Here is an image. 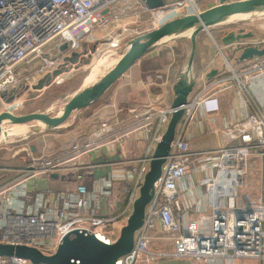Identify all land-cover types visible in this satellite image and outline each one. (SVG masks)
Wrapping results in <instances>:
<instances>
[{"label":"built area","instance_id":"2783aa9c","mask_svg":"<svg viewBox=\"0 0 264 264\" xmlns=\"http://www.w3.org/2000/svg\"><path fill=\"white\" fill-rule=\"evenodd\" d=\"M121 1L0 0V100L14 95L22 80L31 85L44 74L62 68L64 56L60 46L64 43L68 44L65 50L72 52L85 38L96 40L95 29L107 35L109 25L120 18L115 6ZM188 5V13L201 11L195 4ZM180 8L185 6L181 3ZM56 41L58 48L52 47ZM118 44L111 42L113 46ZM34 61L36 69L25 68L28 71L22 74L20 67ZM227 64L230 74L219 86L211 90L203 86L192 99L188 98L162 175L155 183V194L147 206L144 224L136 233L133 249L119 260L122 264H159L161 259L171 256L192 258L204 264H235L240 259H254L264 264V194L256 196L247 189L250 162L257 158L264 162V101L255 106L256 112L225 123L222 132L231 139L239 138L240 143L210 150L191 149L192 129L201 121L200 112L207 115L216 111L218 94L232 83L246 90L264 74V55L236 68L228 60ZM172 110V107L156 110L149 106L134 112L135 129L151 133V142L140 164L124 170L116 166L125 161H112L109 156L94 162L78 160L89 152H95L99 158L103 149L110 153L118 150V144L128 132L112 137L106 148L95 139L115 130L108 122L102 123L93 138L75 141L72 153L63 159L37 158L28 147L27 155L32 162L21 169L25 176L0 188V243L35 246L50 254L74 229H88L98 237L101 233V239L112 243L116 237L108 231L118 215L104 213L101 198L114 196L118 180L133 182L127 202L132 211ZM106 165L114 168L107 175L96 176L95 169ZM196 167L206 173L199 179L205 186V198L200 204L199 216L192 217L182 205L178 183ZM70 170L76 172L78 182L73 188L30 190L27 186L31 176ZM88 178H92L91 186L85 181ZM157 223L161 226L160 233ZM155 243L170 244L172 252L161 244L154 248ZM0 264L31 262L0 255Z\"/></svg>","mask_w":264,"mask_h":264},{"label":"crops","instance_id":"0c3cea01","mask_svg":"<svg viewBox=\"0 0 264 264\" xmlns=\"http://www.w3.org/2000/svg\"><path fill=\"white\" fill-rule=\"evenodd\" d=\"M220 1L221 0H209L208 4L205 7L203 6L200 10L202 11L216 5L220 3ZM183 2V0H163V6L151 9L147 6L145 0H123L115 6L116 11L120 12V18L116 23H111L109 25L107 29L108 33L105 36L107 39L105 40H108L112 36L114 32L113 26L115 25V28L117 27L119 31H122V26H124L126 30L130 29L131 26L132 28L130 30L134 31V25L128 23L131 19L142 21L141 19L143 18L153 17L155 25L149 30L158 27L166 20L179 16L180 12L176 13L174 10L172 11L170 9L180 7V4ZM128 5L131 7L127 8ZM127 26L128 28H126ZM216 26L218 25L203 30L198 34L197 51L193 63V75L196 83L189 95V99H192L203 86L211 90L220 85L221 80L230 74L227 60L237 67L249 63V60L242 62L238 61V53L228 51L227 46L221 41L222 37L230 30H233V28L226 30L217 28ZM102 33L104 32L100 29L94 30V34H96V40H94V42H97V46L89 45L88 42H94L88 41L89 39L85 38L81 42V46L75 51H82L87 47L89 52L91 49L93 51L94 47H96V50L91 54L93 55L94 52L109 43L102 42V39H99ZM121 33L125 34L123 31ZM99 40L101 41L100 44ZM169 41L155 46L147 54L142 56L126 72L124 77L118 79L108 88L100 99L96 101L97 103L99 102V105L90 112L86 122L84 121L83 124L80 123L77 125L73 123L67 129H61L65 126H69L67 125L68 122H66L62 126L54 128V130H58L61 133L53 135L51 138L48 135L45 136V134H42L38 136L37 143L30 142L29 147L33 155L37 158L47 157L63 159L72 153L71 147L75 141L90 137L93 138L95 136L94 133L100 130L102 123L108 122L114 125L115 130L111 133H105V135L99 136L98 138L95 137V139H97L98 142H102L104 148H106L108 146L107 141L112 140V137L120 133L128 132L126 137L122 139V143L118 144V150L114 153H110L103 149V154L100 155L99 158L96 156L95 152H89L81 158H78V160L83 159V161L94 162L95 160H104L109 156V159L112 161H125L116 166V168L121 170L139 165V160L145 156L148 145L151 142V133L149 134L143 130L135 129L137 124L133 116L134 112L143 111L149 106H152L156 110L171 107L175 97L173 86L178 80L179 75L185 70L189 59L191 48L190 39L188 42ZM258 42L255 34L253 37L244 40V44ZM58 45L59 43L56 44V48L59 47ZM62 48L63 45L60 46V49L62 50L64 58L66 55H72V52H67ZM222 51L227 59L222 56ZM91 58L92 57H89V55H84L80 58L79 62L74 63V65H69L68 67H79L81 61L87 64V61H90ZM213 69H216L217 73L209 76V73ZM59 80L61 81L62 77H58L57 82ZM222 84H225V81H223ZM261 100L264 101V74L261 76L259 75L246 90L240 88L236 83H232L229 88L224 89L218 94L219 106L216 111L210 112L207 115L204 111L200 112L199 119L201 121L192 129L194 135L190 138L191 149L194 151L210 150L222 145L240 143L241 140L239 138L231 139L222 132V129L227 121L256 112L255 106L259 105ZM96 102L92 105L97 104ZM3 103L8 106L10 104L8 102ZM89 106L83 109L89 108ZM114 143L117 142L114 141ZM32 145H34V148H32ZM10 159L15 162L11 164H9V162L0 164V188L24 177L25 173L21 169L32 162L28 155L21 157L12 155ZM113 168L112 165H106L99 169L96 168L95 175H107ZM57 173V177H54L53 173L48 175L41 173L31 176L27 180V186L30 190L47 187L61 190L73 188L78 183L75 171L70 170ZM205 175L206 173L196 167L190 176L180 180L178 183L182 205L184 209L189 211L192 217L199 216L201 211L200 204L205 198V186L199 182V179ZM91 180L92 178L85 180L89 186H91ZM132 186L133 182L118 180L116 182V193L114 196L101 198L104 209L103 212L118 215V218L113 223L114 234H119L121 227L131 213V206H129L127 202L128 190L132 188ZM247 189L256 196H262L264 194V162L259 158L250 162V179ZM125 209L127 210L124 212ZM159 264L199 263L192 258L177 259L167 257L161 259Z\"/></svg>","mask_w":264,"mask_h":264},{"label":"water","instance_id":"95a60500","mask_svg":"<svg viewBox=\"0 0 264 264\" xmlns=\"http://www.w3.org/2000/svg\"><path fill=\"white\" fill-rule=\"evenodd\" d=\"M145 2L151 9L164 4L163 0H145ZM257 11H264V0H221L220 3L200 12L186 13L170 18L160 26L132 38L129 41L128 49L122 54L114 67L102 75L97 82L83 89L79 88L64 104L61 114H59V111L54 115L42 111L22 114L3 111L0 115V143L2 137L1 125L4 119L9 120L14 125L18 124L17 128H9L8 131L13 133L18 129H24L20 125L30 122H34L33 125H30L32 130L60 127L68 122L75 111L88 107L100 99L106 90L118 79L124 77L126 72L142 56L155 46L164 43L162 42L164 38L178 36L193 28L189 37L191 48L187 66L173 86L175 97L171 105L172 114L161 139L156 144L150 161V169L144 177L138 197L133 202L132 211L115 240L112 243H107L98 237L94 231L74 229L64 236L53 253L47 254L35 246L25 244L0 243V255L24 258L29 260L31 264H117L123 256L128 254L133 249L137 231L144 224L147 206L155 194V183L162 175L163 165L169 154L178 124L183 117L185 105L188 103L189 95L196 83L193 75V63L197 51L198 34L212 26L223 24L234 15L253 14ZM253 35V31L244 32L233 29L225 34L221 41L227 46L228 51L238 53L237 60L242 62L264 55V43L244 44V40L253 37ZM67 47L68 44L64 43L62 49L65 50ZM95 50L96 47L93 51ZM93 51L91 49L88 52L86 47L82 51H75L77 52L75 53L77 54L76 57L66 55L62 68L44 74L33 87L41 90L46 86H50L58 75L69 70V65L79 62L84 55L90 57ZM216 73L217 70L213 69L209 76ZM14 99L15 97L11 96L7 99V102L10 103ZM8 131H5L6 134H8ZM32 148H34V145H32ZM53 176L57 177L58 173H53Z\"/></svg>","mask_w":264,"mask_h":264},{"label":"rangeland","instance_id":"374dc122","mask_svg":"<svg viewBox=\"0 0 264 264\" xmlns=\"http://www.w3.org/2000/svg\"><path fill=\"white\" fill-rule=\"evenodd\" d=\"M183 1L184 2L182 4L185 6V8H181L179 10L180 13L179 12L178 13L180 15H183V13L186 14V12L187 13L189 12V5H188L189 2L188 1L190 0H183ZM208 2L209 0H192V3L195 4V6L199 7V9H201L203 6L205 7L208 4ZM141 20L142 21H139V20L136 21V19H131L128 22L130 25H134L135 32L130 30L132 28L131 26H130V29L128 30H126L125 27L122 26L121 29L123 33H125V34H122L121 33L122 31H119L117 27L115 28L116 25L114 24L115 25L113 26L114 32L108 40H105L107 39L105 38L106 34L102 33V35L99 36V39H102L101 40L102 42H109L108 45H105L101 47L100 49H98L96 52H94V54L91 55L92 57L91 60L87 64L81 61L79 67L72 66V68H69L70 71L66 70L65 74H62V76H59V77H62L61 81L60 80L58 82L54 81L50 86H46L45 88L38 90L33 87V85L37 84V82L30 85V83H28L27 80H24V81L22 80L19 87H17L16 89V93L12 95L15 97V99L14 101L10 102L11 106L5 105V103H3V102H7V99L11 97L9 95H7L6 97H3V101H0V112L10 110L13 113L22 114V113H29L33 111H42V112H46L52 115L57 114L59 109L72 97V95L79 88H81L82 82H84L83 81L84 77L87 74V72L90 70V67L93 65L94 62H96L99 59H106V61L103 62V64L100 67V75H99V78H100L115 64V61L118 59V57L122 56V54L128 49L129 41L132 38H134L137 35L145 33L153 25H155L153 17L143 18ZM216 27L221 28V29L223 28L226 30L233 28L235 30H240L244 32L253 31L258 41L261 44L264 43V13L252 15V16L246 17L245 19H237V20H233L230 22H226ZM126 28H128V26ZM101 41L99 42V44L101 43ZM174 41L188 42L189 37L187 36L177 37V38L170 40L169 42H174ZM111 42H113V44H117V43L119 44L118 46H113L111 45ZM88 43L89 45L97 46L96 44L97 42H94V43L88 42ZM56 44H57V41L53 42L52 47H56ZM72 53H73L72 54L73 57L77 56V54H75L77 52L72 51ZM224 56L226 55L224 54ZM32 63L33 64L31 65L23 64L20 67V70H22L21 73L24 74L28 71V70H24L25 68H29L30 71H34L36 69V66H35L36 63L35 61ZM232 65L235 68L237 67L233 63ZM97 105H99V102L97 104L89 106V108L75 111L72 114V116L68 119L67 125L69 126H65L61 129H67L73 123L75 125L80 124V123L83 124L84 121L86 122L88 120L87 117L89 116L90 112L97 107ZM33 124L34 122L20 125L24 129L16 130L14 133H12L9 136L7 141L2 140V142L0 143V164L4 162H7V163L9 162V164L15 162V161H12V159H10L12 155H16V157L27 156V154L29 153V150H28L29 143L30 142L37 143L38 136L45 134V136L48 135L51 138L53 135L61 133L58 130H54V129L32 130V127H30V125H33ZM7 125L10 126L9 128L18 127L17 126L18 124L14 125L11 122H8L6 126ZM30 151L32 152L31 148H30ZM157 226H158V229H157L158 233H160L161 226L159 223H157ZM109 229H110L108 231L109 234L111 235L113 234L114 237L118 236V233L117 234L115 233L116 235L114 234L113 225H111ZM160 244L166 247V250H168L169 253L172 252V247H170V244H163V243H160ZM160 244L155 243L153 247L158 248L159 246H161ZM172 257L173 256L169 258H172ZM182 259H185V258H182ZM196 262L199 263L198 261ZM235 264H259V262L258 260H254V259H240V260H237Z\"/></svg>","mask_w":264,"mask_h":264},{"label":"bare ground","instance_id":"6f19581e","mask_svg":"<svg viewBox=\"0 0 264 264\" xmlns=\"http://www.w3.org/2000/svg\"><path fill=\"white\" fill-rule=\"evenodd\" d=\"M189 2V4L190 5H193V3H192V0H190V1H188ZM181 8L180 7H178V8H171L170 10H174L176 13H178V12H180L179 10H180ZM169 13V12H168ZM262 13H264V11H257V12H255V13H246V14H237V15H234V16H232V17H230L226 22H230V21H233V20H237V19H245L246 17H249V16H252V15H256V14H262ZM226 22H224V23H226ZM192 31H193V28L192 29H189V30H187V31H185V32H183V33H181V34H179L178 36H170V37H166V38H164L163 40H162V42H165V41H169V40H171V39H174L175 37H183V36H187V37H190V35H191V33H192ZM222 55L224 56V53H223V51H222ZM121 58V56L120 57H118V59L115 61V64L118 62V60ZM224 58L225 59H227L226 58V56H224ZM106 61V59H99V60H97L96 62H94L93 63V65L90 67V70L87 72V74L85 75V77H84V82H82V86H81V88L80 89H83L84 87H87V86H90V85H92L93 83H95V82H97L98 80H99V75H100V67H101V65L103 64V62H105ZM114 64V65H115ZM114 65L112 66V67H114ZM111 67V68H112ZM110 68V69H111ZM109 69V70H110ZM64 106V105H63ZM63 106L59 109V114H61L62 113V111H63ZM3 113V111L2 112H0V115ZM1 117V116H0ZM9 122V120H7V119H4L3 121H2V125H1V129H2V137H1V141L2 140H5V141H7L8 140V137L11 135V133H13V132H10V131H8L9 130V127L10 126H6V124ZM15 125H17V124H15ZM5 131H8V134H6V132ZM5 132V133H4ZM99 237L100 238H102L103 237V235L100 233L99 234ZM117 264H122V262L121 261H118V263Z\"/></svg>","mask_w":264,"mask_h":264}]
</instances>
